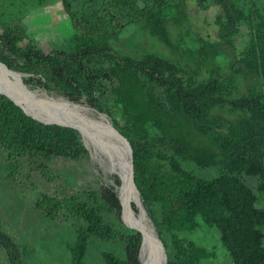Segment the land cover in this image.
Instances as JSON below:
<instances>
[{"label": "trees", "instance_id": "obj_1", "mask_svg": "<svg viewBox=\"0 0 264 264\" xmlns=\"http://www.w3.org/2000/svg\"><path fill=\"white\" fill-rule=\"evenodd\" d=\"M258 1L195 0L198 7L213 4L219 12L214 16L215 37L196 33L200 46L194 49L184 44L181 35L173 36L169 28L171 25L180 31L184 26L188 18L186 0H146L142 8L135 0H112L115 27H124L129 18L144 19L143 29L171 53H136L133 44L128 52H122V59H114L110 51L115 32L108 30L107 21L97 10L80 17L70 0H62L74 29L75 56L65 67L47 68L40 65L52 62L48 55L26 52L28 60L36 61L33 70L46 69V76L52 74L56 80L54 86L71 93L69 98L75 102L80 101L79 87L90 90L81 62L96 55L101 62L102 56L110 60L105 75L123 79L127 87L134 82V90L144 96L135 108L146 120L143 129H135L136 134L110 119L132 147L140 198L164 246L170 247L166 264H201L215 255L214 250L185 235L196 231L201 223L219 232L220 245L232 264H264V10ZM240 23L251 32L253 61L235 57L223 69L224 63L215 53L234 48ZM20 33L23 31L18 27L10 28L12 39ZM0 60L15 69L1 52ZM65 69L70 79L64 77ZM161 87L165 103L159 95ZM87 104L104 112L93 98H88ZM165 105L169 124L164 133L152 128L149 121ZM80 136L73 127L41 122L0 93V145L9 155H30L35 159V169L47 180L59 177L51 175L48 161H79L88 156ZM182 162L200 168L217 166L219 173L211 178L200 176L185 169ZM241 173L258 178L257 193ZM111 179L114 183L89 190L85 198L74 193L66 200L65 208L75 223V239L66 244L70 264H86L91 236L124 243L123 255L101 249L102 264H141V232L129 227L115 229L103 221V204L98 198L110 208L118 210L121 206L122 210L120 178L113 173ZM42 200L47 214L53 217L60 202L46 195ZM131 207L137 214L134 203ZM0 245L11 262L20 258L19 246L1 227Z\"/></svg>", "mask_w": 264, "mask_h": 264}, {"label": "rangeland", "instance_id": "obj_2", "mask_svg": "<svg viewBox=\"0 0 264 264\" xmlns=\"http://www.w3.org/2000/svg\"><path fill=\"white\" fill-rule=\"evenodd\" d=\"M70 1L78 16L84 17L88 12L97 10L107 21L108 30L115 32L111 37L113 50L110 51L114 59H122V52H128V46L133 44L136 53L152 51L171 54L162 43L143 29L144 19L129 18L124 27H115L117 19H111V15H117L113 11L112 0ZM135 2L142 8L146 0ZM258 4L264 10V0H259ZM185 10L188 18L180 31L171 25L169 28L173 36L181 35L186 46L196 49L200 46L196 33L203 37H215L214 16L219 12V8L213 4L200 8L195 0H186ZM14 26L23 33L12 39L9 34L10 28ZM73 34L74 29L69 15L63 8L62 0H0V52L11 60L15 70L22 74L23 81L33 89L70 99L71 93H67L62 87L54 86L56 80L52 79V74L46 76V69L33 70L36 61L28 60L26 52L32 56L34 52L40 51L52 59V62L48 61L40 66L65 67L75 56ZM250 37L249 28L240 23L234 36V48L228 53H215V58L224 63L223 69H226L227 64L235 57L241 56L243 60L253 61ZM97 58L98 55L81 62L80 67L85 73L90 90L79 87V103L89 106L93 115L105 114L107 118L123 123L136 134L135 129H143L146 120L145 115L135 108L143 102L144 96L134 90V82L127 87L123 79L117 80L105 75L104 70L110 60L102 56L101 62ZM64 77L70 79L68 69H65ZM159 95L165 103L162 87ZM88 98H93L97 107L104 112L88 105ZM149 123L152 128L167 132V105L162 107L159 114ZM80 139L83 142L81 136ZM47 164L53 172L51 175L59 177L47 180L35 169V159L30 155H9L0 145V227L16 242L20 250V258L15 259L19 263L11 262L7 250L0 245V264H70L66 244L75 239V223L65 208L66 200L74 193L85 198L90 193L89 190H97L102 185L114 183L111 179V174L115 173L114 168L111 169L113 162L97 152L89 151L88 156L79 161L57 159L48 161ZM182 166L208 178L219 173L217 166L200 168L190 162H182ZM115 171L119 172L118 163L115 164ZM240 175L257 193L258 178L244 173ZM44 195L60 202L53 217L47 214L46 205L42 200ZM98 200L103 204L101 214L104 222L115 229L128 227L121 206L116 210L103 203L101 198ZM81 223L86 225L85 221ZM185 235L214 250L215 255L204 259L201 264H232L230 256L220 245L219 232L215 228L201 223L196 231ZM169 248L164 246L165 252L169 251ZM101 249L123 255L124 243L118 239L108 240L91 236L85 257L86 264H102Z\"/></svg>", "mask_w": 264, "mask_h": 264}, {"label": "bare ground", "instance_id": "obj_3", "mask_svg": "<svg viewBox=\"0 0 264 264\" xmlns=\"http://www.w3.org/2000/svg\"><path fill=\"white\" fill-rule=\"evenodd\" d=\"M0 93L7 95L27 114L40 121H55L77 129L88 151L106 155L105 157L113 162L114 166L113 164L110 166L115 171V164L118 163L115 159V148H106L105 135L108 132L107 125L111 120L105 114L93 115L87 105L61 96L50 95L44 90L33 89L23 81L20 72L8 71L1 65ZM102 147L106 149L101 150ZM118 164L119 173L123 177V183L119 186L122 213L128 225L137 228L142 234L139 253L142 264H164L161 254L162 247L153 232L149 216L143 210L136 214L132 209V202L139 205L140 199L137 192L131 191L127 174L124 171V162Z\"/></svg>", "mask_w": 264, "mask_h": 264}, {"label": "water", "instance_id": "obj_4", "mask_svg": "<svg viewBox=\"0 0 264 264\" xmlns=\"http://www.w3.org/2000/svg\"><path fill=\"white\" fill-rule=\"evenodd\" d=\"M0 65L4 69H6L8 71H14L15 72L14 69L8 67L7 64L4 63L1 60H0ZM41 122H43V123H57V124H60V125H63V126H68V125H65V124H62V123H59V122H55V121H41ZM68 127H70V126H68ZM107 127H108V132H106V135H105V139H106V143H107L106 144L107 145L106 148H113L114 147L115 148V157H116L115 159H117L118 163L119 162L120 163H123L124 162V164H125L124 171L127 174V180H128L129 186L131 188V191L137 192V194L139 196V199H140L139 205H136V207L138 209V213L141 212V210H143V212L145 214H147V211H146V209H145V207H144V205L142 203V200H141L140 195H139V191H138V189L136 187V184H135L134 167H133V154H132V147L130 145V142L112 124V122H109L108 125H107ZM106 148L105 147H102L100 149L101 150H105ZM114 172L119 176V178H120V185H122V183H123V177H122V175L118 171H114ZM118 197H119V191H118ZM119 202H120V205H121L120 197H119ZM148 218L151 221L150 217H148ZM153 225L154 224L151 221V226L153 228V232L155 233V236L157 237V240L159 241V243L161 244V247H162V250H161L160 247L159 248L161 250L162 257L164 258V264H166L167 255H166V252H165V249H164V244H163L162 240L160 239V237L158 236V234H157V232L155 230V227ZM128 227L131 228L130 225H128ZM140 237H141V243H142V235H141V233H140ZM139 259H140V262L142 264V260L140 258V255H139Z\"/></svg>", "mask_w": 264, "mask_h": 264}]
</instances>
